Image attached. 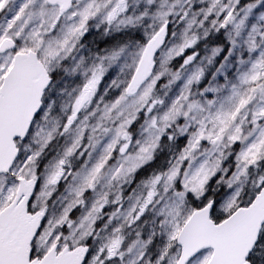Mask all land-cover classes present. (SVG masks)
<instances>
[{
  "label": "snow or ice",
  "instance_id": "1",
  "mask_svg": "<svg viewBox=\"0 0 264 264\" xmlns=\"http://www.w3.org/2000/svg\"><path fill=\"white\" fill-rule=\"evenodd\" d=\"M0 264H264V0H0Z\"/></svg>",
  "mask_w": 264,
  "mask_h": 264
}]
</instances>
